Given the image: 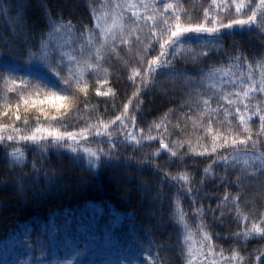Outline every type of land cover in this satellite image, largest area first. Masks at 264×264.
Listing matches in <instances>:
<instances>
[{
  "label": "snow or ice",
  "instance_id": "6c2138e0",
  "mask_svg": "<svg viewBox=\"0 0 264 264\" xmlns=\"http://www.w3.org/2000/svg\"><path fill=\"white\" fill-rule=\"evenodd\" d=\"M81 2L45 0L30 23L25 5L0 0L18 37L0 45V211L107 180L142 226L127 264H264V0H207L202 14L183 0H83L79 16ZM112 65L131 93L110 119L77 127L90 91L115 99ZM166 195L178 227L162 215ZM21 243L36 251L21 264H74L43 260L39 233Z\"/></svg>",
  "mask_w": 264,
  "mask_h": 264
},
{
  "label": "trees",
  "instance_id": "16d2710c",
  "mask_svg": "<svg viewBox=\"0 0 264 264\" xmlns=\"http://www.w3.org/2000/svg\"><path fill=\"white\" fill-rule=\"evenodd\" d=\"M18 2L22 5H25V15L28 18L30 23L32 22H39L42 17V10L41 5L45 2V0H18ZM49 4L55 9L58 6H64L66 0H48ZM186 6L193 7L195 9L199 8L202 14V8H200L201 3H206L207 0H183ZM76 14L79 16L86 15L83 7V0L80 5L77 7ZM18 39L14 25L12 23V17L4 18L0 16V45H8V44H15V41ZM250 47H258L259 42L258 40L253 37L247 41ZM112 78L109 81V87L116 89V96L113 99V94L108 93L107 98L104 96H97L95 91H90L88 93V101L90 103V110L85 111L83 109V104L79 108H77L75 116L79 121L77 127L83 126L88 121H97L101 117L104 119H110L112 115H115L117 111L122 108L123 101L127 99V95L131 93L132 89L131 86L124 81L127 77V72L122 70L119 65H112ZM119 73V77L117 76ZM92 87H97L95 82L93 81ZM99 90L101 92L105 91L104 86H99ZM159 101H156L153 107L152 115L140 117V120L144 123L141 125L147 128V121H150L157 112H162V108H158ZM166 106V105H165ZM134 107V105H133ZM145 109L149 107L147 103L144 105ZM30 118L35 115L34 112L29 110ZM24 118V112L21 110V119ZM0 121L7 122L6 118H0ZM71 123V121H69ZM97 147L99 145H96ZM64 152L65 161L67 157L70 155H74L69 153L67 150H62ZM164 158L161 157V160ZM79 163V162H78ZM173 170H177L173 168ZM77 172L80 171L79 168L76 169ZM167 192V189H165ZM215 201H213L214 203ZM187 203V201L185 202ZM88 204H99L101 207V215L99 216V223L104 225L107 218L110 216L111 211H115L117 214L123 216L122 223L119 227L114 228L112 231L106 232L102 231V229L96 231L97 237L102 240L103 237H107L109 242L112 240L113 243H118L119 241H124L126 233L129 232L128 229H132L135 233L137 232V236L140 237V233L142 231L141 222L138 218H133L131 216V207L130 204L126 205L124 201L120 200L116 193L114 192L111 184L107 180L97 181L96 184L90 185L85 190H76L75 188L67 189L62 195L52 196L49 199L43 202H29L28 204L22 205L19 209H17L16 205L13 203L12 199L10 198L6 207L0 211V243L3 242L8 238L10 235H14L15 233H19L20 226L23 224H29L30 230L27 235L35 236L39 233L40 238L43 241L42 251L46 252L47 245V238L46 234H41V228H46L50 226V222L54 223V226L57 230H62L65 221L68 219H72L73 226L74 221H77L79 218L83 216L88 217L89 214L92 212L96 214L94 208L86 207ZM164 208L162 211V215L165 217L171 216L172 209L168 208V196H165L163 201ZM168 223L172 226L178 227L176 221L174 219H168ZM75 229V227H74ZM216 231H223L222 228L219 226L216 227ZM75 230L71 231L70 233H66L69 235L70 240L64 242L67 247L69 245H73V248L80 249V253L85 252V244L84 241L87 240V249L90 247L92 242H90L85 236H76L74 233ZM165 235H167V230H165ZM79 239V243H76V240ZM116 239V241H115ZM172 240L176 239L175 232L173 231V235L171 237ZM95 239L93 238V242ZM126 241V240H125ZM257 241L253 240L252 244L256 243ZM155 243H160V240L157 239ZM221 244L227 245L231 243V241L221 240ZM103 242L101 241L100 245ZM249 244V247L252 246ZM96 246V244H95ZM35 251V248H31ZM153 251L156 249L153 247ZM171 249H169V252ZM163 256L164 253H161ZM167 259V257H165Z\"/></svg>",
  "mask_w": 264,
  "mask_h": 264
},
{
  "label": "rangeland",
  "instance_id": "374dc122",
  "mask_svg": "<svg viewBox=\"0 0 264 264\" xmlns=\"http://www.w3.org/2000/svg\"><path fill=\"white\" fill-rule=\"evenodd\" d=\"M20 71L23 73V69ZM86 207L91 209L94 208L93 211H95L96 214L91 212L88 217L82 215V217L77 221L85 227L75 230L74 233H76V236L78 237L84 235L85 238L92 242L90 247L85 252L73 256V245H69V247H67L63 244L64 242L70 240L69 235L64 233L62 230H57L54 223L50 222V226L41 228V234L45 233L47 238V242L45 244L47 245L46 252L44 253L42 259L51 262L71 258L74 264L76 261H84L86 264H119L121 259H124L125 264H127L128 260H138L136 252L140 237L137 236V232L135 231L134 233L131 228L128 229L129 232L126 233L124 241L122 240L115 244L113 243V240L109 242L106 236L103 237L102 240L97 237L96 231L100 229L107 234L114 228L119 227L122 223L123 216L112 210L105 224L101 225L99 223V216L102 212L100 205L88 204ZM89 223L93 225L91 230H88L87 228ZM75 225L76 221H74V227ZM53 228L56 229L55 232L52 231ZM20 230L19 234L15 233L14 235H10L8 239L4 240L0 244V264H13V262H15V264H21L22 261L33 260L35 258L36 251L27 248L21 243L29 231V225L23 224ZM93 238L96 243L92 241ZM101 241L103 242L102 245H100Z\"/></svg>",
  "mask_w": 264,
  "mask_h": 264
}]
</instances>
